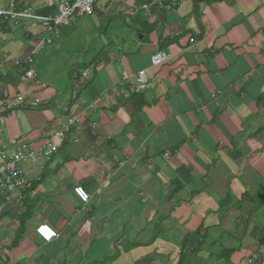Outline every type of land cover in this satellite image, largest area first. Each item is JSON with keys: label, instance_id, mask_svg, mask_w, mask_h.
<instances>
[{"label": "crops", "instance_id": "0c3cea01", "mask_svg": "<svg viewBox=\"0 0 264 264\" xmlns=\"http://www.w3.org/2000/svg\"><path fill=\"white\" fill-rule=\"evenodd\" d=\"M26 89L39 106L1 110ZM72 119L58 152L21 162L29 188L0 193V264H243L264 242V0H97L57 36L0 22V149Z\"/></svg>", "mask_w": 264, "mask_h": 264}, {"label": "built area", "instance_id": "2783aa9c", "mask_svg": "<svg viewBox=\"0 0 264 264\" xmlns=\"http://www.w3.org/2000/svg\"><path fill=\"white\" fill-rule=\"evenodd\" d=\"M96 2L97 0H60L57 13L52 15H39L31 8L21 10L0 8V22L19 26L24 21H38L48 34L57 36L60 28L67 20L93 14ZM170 57L169 54L157 50L152 55L151 61L154 66H158L167 62ZM13 62L18 66L26 62L30 65L33 59L29 57L25 62L15 59ZM23 76L26 81L33 82L36 87H44V85L39 84L37 73L32 66L23 70ZM147 86L146 72L141 70L137 76L136 90L137 92L143 91ZM31 94H33V91L26 89L20 90L14 96H5L1 102V110H20L39 106L38 100L32 97ZM75 122L72 119L68 124L48 135L38 149L33 144L25 141H20L11 150L0 149V193L25 192L29 188L30 182L21 162L24 160L33 161L39 156L49 158L58 152L60 147L70 140V135L76 125ZM78 141L79 139L76 136L73 137V142ZM73 192L81 203L86 206L90 200V194L85 188L77 184L73 187ZM35 232L45 241H50L58 235L53 228L45 223L37 225ZM243 264H264V242L248 255Z\"/></svg>", "mask_w": 264, "mask_h": 264}, {"label": "water", "instance_id": "95a60500", "mask_svg": "<svg viewBox=\"0 0 264 264\" xmlns=\"http://www.w3.org/2000/svg\"><path fill=\"white\" fill-rule=\"evenodd\" d=\"M81 74H82V73H78V74H77V77H80V76H81Z\"/></svg>", "mask_w": 264, "mask_h": 264}, {"label": "trees", "instance_id": "16d2710c", "mask_svg": "<svg viewBox=\"0 0 264 264\" xmlns=\"http://www.w3.org/2000/svg\"><path fill=\"white\" fill-rule=\"evenodd\" d=\"M4 24H6V23H4Z\"/></svg>", "mask_w": 264, "mask_h": 264}]
</instances>
